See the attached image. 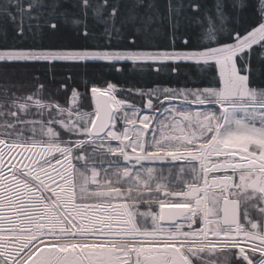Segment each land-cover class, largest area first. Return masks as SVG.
I'll use <instances>...</instances> for the list:
<instances>
[{"label": "snow or ice", "instance_id": "snow-or-ice-1", "mask_svg": "<svg viewBox=\"0 0 264 264\" xmlns=\"http://www.w3.org/2000/svg\"><path fill=\"white\" fill-rule=\"evenodd\" d=\"M142 3L126 5L122 15L120 0L95 6L82 0L74 7L84 19L71 20L79 46L0 50V70L22 62L86 68L131 61L155 71L190 63L210 77L208 86L178 94L164 88V99L182 96L203 110L154 109L153 98L161 95L155 89L139 93L151 110L143 114L117 98L110 82L91 87V111L82 110V95L75 89L64 106L39 99L43 85L26 97L9 95L5 87L0 264H233V257L235 264H264V0H258L250 30L228 31L230 43L218 36L223 27H209L194 42L185 39L181 50H111L113 38L126 39L122 29L135 24ZM13 6L19 10L15 31L21 37L25 20L38 19L32 13L46 7L43 0H29L26 9L20 0L15 5L8 0L0 5V15L11 14L13 23ZM60 7L52 3L48 15L53 19L44 22L53 31L59 27L55 17L69 22ZM89 10L105 25L99 35L88 30ZM179 12L169 0L173 29L179 23L173 13ZM220 19L223 24L226 18ZM253 73L260 84L254 85Z\"/></svg>", "mask_w": 264, "mask_h": 264}, {"label": "trees", "instance_id": "trees-1", "mask_svg": "<svg viewBox=\"0 0 264 264\" xmlns=\"http://www.w3.org/2000/svg\"><path fill=\"white\" fill-rule=\"evenodd\" d=\"M16 0H12L15 5ZM29 0H20V3L27 6ZM103 0H90L95 6ZM114 3L115 0H109ZM174 6H180L179 14L173 13L174 19L178 20V26L173 29L167 19L169 0H143V3L136 9L138 19L135 24H129L122 29L125 38L112 40L111 50H181L184 47L185 39H192L204 32L209 27L225 30L218 33L221 40L233 42L228 39V31L238 29L243 31L249 29V25L255 22L258 16V0H171ZM8 3V0H0V5ZM46 7L39 8L32 13V20H25V35H16V26L20 22L18 9L13 6L11 13L16 14V21L13 23L11 14L7 17L0 15V50H67L79 46L82 43L76 27L71 24L75 18L84 19L81 9L74 5L82 4V0H43ZM58 3L61 7L59 11H67L68 23L65 18L57 16L59 27L53 31L44 24L45 20L53 19L48 13L51 11L50 5ZM136 0H120L121 14L126 12V5L135 4ZM152 4L154 7L149 8ZM198 5L194 9L190 5ZM243 5V6H241ZM219 6V8H218ZM221 15L224 19L221 24ZM149 17L151 22L149 23ZM88 30L99 35L103 32L105 25L99 23L89 10L87 18ZM29 24L32 30L29 31ZM37 25H40L38 28ZM82 28V25L80 26ZM116 27H121L119 19ZM140 29L139 32L136 29ZM15 37V38H14ZM135 41L133 45L131 42ZM107 44L106 40L101 41ZM252 67H256V58L253 56ZM172 67H178V71H172ZM210 77L201 72L195 64L181 62L179 65L170 67L161 66V71H155L150 64L137 63L131 61L116 62V66L101 62L90 64L88 67L76 65L72 62H22L10 65L8 68L0 70V99H3V89L9 88L11 93L18 97H26L29 94L37 93L39 85H43L41 92L37 95L43 96L52 102L67 104L68 99L75 89L81 93L85 102L91 103L89 90L93 85L106 87L110 82L116 86L120 98L137 100L142 97L139 93L149 92L164 88L175 90H195L208 86ZM261 79H264L262 77ZM261 79H257L253 73V82L260 84ZM63 85L64 87H61ZM87 91L88 95L84 94ZM165 94H163L164 96ZM166 95L172 96L173 92ZM155 102V100L153 99ZM211 259V257H210ZM235 264V258H232Z\"/></svg>", "mask_w": 264, "mask_h": 264}, {"label": "rangeland", "instance_id": "rangeland-1", "mask_svg": "<svg viewBox=\"0 0 264 264\" xmlns=\"http://www.w3.org/2000/svg\"><path fill=\"white\" fill-rule=\"evenodd\" d=\"M119 62V61H118ZM161 95H160V99L157 100L155 98H153L155 100V102L153 101V104H154V109H159L161 112L165 109V108H172V107H176V108H186L188 110H192V111H197V110H203V107L204 106H201V105H194V104H186L184 101H183V97L180 96L179 98H176V99H168V100H165L164 99V96H163V92H160ZM179 92L175 93V94H178ZM115 95L117 96V98L119 99H123V98H120V96L122 94H118V91L116 90L115 91ZM71 96V95H70ZM173 96V95H172ZM172 96H169V97H172ZM122 97V96H121ZM38 98L41 99L43 102H52L51 100L49 99H45L43 96H40L38 95ZM70 98V97H69ZM83 99V106H82V110H86V111H91V103H87L85 102L84 98L82 97ZM69 100V99H68ZM126 100L127 102L129 103H132V104H135L137 107L141 108L142 109V113L143 114H151V110L147 109L146 107H144L145 103H146V99L142 98L143 101H141V99H137V100H131V99H124ZM161 101H163V103H161ZM56 103V102H54ZM61 105H64L63 103H60ZM68 104V102H67ZM64 105V106H67ZM32 112H35L36 109L35 108H32L31 109ZM258 256V254H257Z\"/></svg>", "mask_w": 264, "mask_h": 264}, {"label": "water", "instance_id": "water-1", "mask_svg": "<svg viewBox=\"0 0 264 264\" xmlns=\"http://www.w3.org/2000/svg\"><path fill=\"white\" fill-rule=\"evenodd\" d=\"M89 96H90V90H89Z\"/></svg>", "mask_w": 264, "mask_h": 264}]
</instances>
